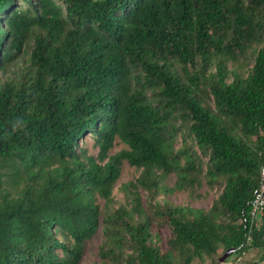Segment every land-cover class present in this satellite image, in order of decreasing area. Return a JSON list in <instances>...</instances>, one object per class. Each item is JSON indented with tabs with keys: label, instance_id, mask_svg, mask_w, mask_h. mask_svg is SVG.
Masks as SVG:
<instances>
[{
	"label": "trees",
	"instance_id": "1",
	"mask_svg": "<svg viewBox=\"0 0 264 264\" xmlns=\"http://www.w3.org/2000/svg\"><path fill=\"white\" fill-rule=\"evenodd\" d=\"M263 167L264 0H0V264H258Z\"/></svg>",
	"mask_w": 264,
	"mask_h": 264
},
{
	"label": "rangeland",
	"instance_id": "2",
	"mask_svg": "<svg viewBox=\"0 0 264 264\" xmlns=\"http://www.w3.org/2000/svg\"><path fill=\"white\" fill-rule=\"evenodd\" d=\"M27 62V56H22V58H20L19 60L15 61L12 67V71L7 72V74H10L11 72L17 71L20 67L25 66ZM243 68L242 71L245 73L246 69V62L244 61L243 64ZM249 68V66H248ZM181 143V136L178 135L177 139L174 143L176 148L180 147ZM189 143H191L189 141ZM93 139L90 138L87 141V146L90 149L91 153H96V149L93 147ZM125 145L124 144H118L116 145V147L112 150V152H116L122 148H124ZM196 148V146H195ZM197 152L199 153V156L201 158V160L203 161V163L207 160V156H203L201 154L200 150H197ZM139 175V170H136L132 167H130L126 162H124L121 166V173H120V177L115 185V188L113 190L112 196H113V202H111L110 205H113L114 207H118L121 205L124 206H128L129 204V196L127 191H125L122 188V183H125L127 181L130 180H134L137 176ZM176 180V177L174 174L169 175L165 180H164V185H168V186H173L174 182ZM142 202L144 204V206L148 205L149 200L151 199V194L147 193L145 191H142ZM218 193V190H211L209 189L206 184H202V186L198 187L192 194H190L189 192H182V193H177V194H168L165 193L163 191H160L156 194V198L159 200H167L171 203L174 204H189L192 207H196V208H204L207 209L210 207L213 199L216 197ZM99 202L103 205L104 201L103 200H99ZM160 233V237L162 238V241L165 242L168 235H169V230L167 229H162L159 230ZM101 237L100 235L96 236L95 238L92 239V241H90L87 246H86V254L83 257V261L80 264H86L89 261H93L95 260V253H96V247L97 245L100 243ZM247 259H254L256 260L258 255L256 252L254 251H249L246 256ZM233 256L228 257L225 261L223 262H218L219 264H243L242 260L234 262L232 260ZM193 264H210V260L208 257L206 256H202L201 258H198L195 260V262ZM264 264V263H263Z\"/></svg>",
	"mask_w": 264,
	"mask_h": 264
},
{
	"label": "built area",
	"instance_id": "3",
	"mask_svg": "<svg viewBox=\"0 0 264 264\" xmlns=\"http://www.w3.org/2000/svg\"><path fill=\"white\" fill-rule=\"evenodd\" d=\"M261 175H262L263 183L260 187V191L256 194L252 203V214L254 216L260 214L264 207V167L261 170Z\"/></svg>",
	"mask_w": 264,
	"mask_h": 264
},
{
	"label": "water",
	"instance_id": "4",
	"mask_svg": "<svg viewBox=\"0 0 264 264\" xmlns=\"http://www.w3.org/2000/svg\"><path fill=\"white\" fill-rule=\"evenodd\" d=\"M234 249H227L218 259V262H223L226 257L233 251Z\"/></svg>",
	"mask_w": 264,
	"mask_h": 264
},
{
	"label": "crops",
	"instance_id": "5",
	"mask_svg": "<svg viewBox=\"0 0 264 264\" xmlns=\"http://www.w3.org/2000/svg\"><path fill=\"white\" fill-rule=\"evenodd\" d=\"M263 263H264V259L261 262H259L258 264H263Z\"/></svg>",
	"mask_w": 264,
	"mask_h": 264
}]
</instances>
